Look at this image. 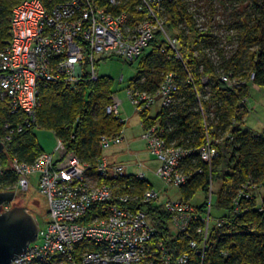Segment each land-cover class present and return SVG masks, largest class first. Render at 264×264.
<instances>
[{"label":"built area","instance_id":"2783aa9c","mask_svg":"<svg viewBox=\"0 0 264 264\" xmlns=\"http://www.w3.org/2000/svg\"><path fill=\"white\" fill-rule=\"evenodd\" d=\"M163 1L140 0L139 10L144 14L140 20L133 19L127 11L117 12L120 0H23L16 4L10 19V36L0 50V101L16 116L0 130L2 151L7 149L14 133L40 128L37 113L42 106L43 86L57 82L76 87L80 81L98 80L97 54L131 62L142 56L160 34L182 58L180 39L171 33L167 18L162 15ZM200 28L204 29L202 25ZM253 78L254 74L249 81L233 73L220 74V80L232 90L251 83ZM178 89L176 74L168 72L155 92L142 90L132 80L126 95L142 118V140L159 162L154 172L168 187L180 189L190 176L200 172H188L185 160L196 153L212 165L220 149L219 140L208 133L203 145L192 148L167 139L168 130L157 115L174 102ZM111 96L107 113L124 127L121 132L102 135L103 149L124 143L125 124L129 120L123 116L124 99L116 93ZM156 106L160 107L157 119L149 123L148 119L153 118L147 113ZM205 126L209 131L206 123ZM12 166L16 182L12 189L0 192H28L33 184L31 177L37 176L38 189L48 201L43 225L35 217L39 224L37 241L29 244L12 264H157L158 260L163 264H188L187 253L172 259L164 242L154 240L157 230L146 208L135 206L159 203V192L149 188L129 193L114 183L126 176L127 164L111 161L106 154L96 162L83 161L57 136L53 152L42 153L31 163L14 156ZM135 166L139 169L136 174L145 178L146 164L138 161ZM3 172L0 158V175ZM213 186L212 182L204 215L183 195L162 202L175 229L185 234L190 246L199 248L197 251L202 254L212 227L224 220L212 216ZM256 190L252 179L242 185L235 199L236 213L240 212V201L251 199ZM0 207L2 213L13 205L3 202ZM199 219L202 224H197L195 234L191 228Z\"/></svg>","mask_w":264,"mask_h":264},{"label":"trees","instance_id":"16d2710c","mask_svg":"<svg viewBox=\"0 0 264 264\" xmlns=\"http://www.w3.org/2000/svg\"><path fill=\"white\" fill-rule=\"evenodd\" d=\"M21 1L0 0V50L10 36L13 9ZM163 3L162 15L166 16L171 33L180 39L182 58L157 34L147 48L150 51L139 57V74L133 81L142 90L155 92L166 73L176 74L179 89L175 100L157 115L168 130L167 139L192 148L203 145L208 133L219 140L220 149L212 165L196 153L185 160L188 172L195 169L200 172L190 176L180 188V195L190 202L198 191L207 194L202 204L195 205L204 215L210 185L221 178L222 187L211 205L212 216L224 220L212 227L202 254L197 251L199 248L190 246L185 234L175 229L162 202L135 206L146 208L157 230L154 240L164 242L172 259L187 253L188 264H264V130L258 132L245 124L250 111L248 89L254 84L264 87V0H164ZM139 5L140 0H120L116 10L127 11L133 19L140 20L144 14ZM222 8L232 17L230 34L227 33L232 37L230 45L217 24L220 14L225 13ZM197 18L203 19L199 23ZM222 71L248 81L253 74L254 78L242 88L232 90L220 80ZM205 77L208 79L203 81ZM113 93L111 78L100 75L97 81L87 79L76 87L49 83L42 87L37 122L40 128L50 129L62 138L83 161L96 162L103 154L102 135L121 132L124 127L119 119L107 113ZM14 119L16 116L6 103L0 101V130L4 123ZM35 128L14 133L7 149L0 153L4 169L0 189H12L16 182L14 156L31 163L45 153ZM250 179L257 184L259 194L255 191L251 199H242L240 212L236 213L239 189ZM114 183L129 193L154 188L137 174H126ZM215 208L217 214L213 213ZM197 224H202L200 219L191 228L195 234ZM157 264L163 263L158 260Z\"/></svg>","mask_w":264,"mask_h":264},{"label":"rangeland","instance_id":"374dc122","mask_svg":"<svg viewBox=\"0 0 264 264\" xmlns=\"http://www.w3.org/2000/svg\"><path fill=\"white\" fill-rule=\"evenodd\" d=\"M223 12V8L221 9ZM220 11V13H223ZM232 17L229 15V12H225L224 14H220V19L217 24L219 25V29H221V34L225 36L227 39L228 45H230L232 37H228L231 26ZM228 33V34H227ZM227 36V37H226ZM231 38V39H230ZM150 50L147 49L146 53ZM140 58L133 60V62H127L121 57L117 56H104L103 54H97L96 63H97V73L100 76L110 77L112 81L113 91L118 94L121 98L124 99L123 108V116H129L131 119L129 123L125 124L126 126V142H124L122 148L125 147L124 152H119V148H116L113 145L109 149H104V153L109 157L110 160H114L118 163H126L133 162L136 163L138 161H142L150 166L151 170H145L146 177L145 179L149 182L154 189L159 192V200L158 202H165L171 198L180 197V189L171 186L168 187L167 184L164 183L163 179L160 175H157L154 171H156L159 167V162H156L155 158L151 155L150 151L146 146L144 140L141 139V135L144 130L140 127V113L136 112L134 105H132L130 99L126 95V89L131 85L132 80L139 74V65ZM122 78V79H121ZM249 99L248 106L250 108L249 115L245 122L246 126L253 128L256 131L264 130V87H255L251 86L249 89ZM157 108V107H156ZM155 107L152 109V113L155 114L157 109ZM125 129V130H126ZM35 133H37L39 144L42 146L44 152H53L57 146V136L50 129H42L35 128ZM129 136H134L135 141L131 140L134 138H130ZM130 141V145H128V141ZM136 152L140 153L139 155ZM116 154V155H114ZM133 172H138L139 169L136 167L132 169ZM33 184L28 192H18L15 198L12 201L13 206H22L26 207L31 211L35 217L38 219L39 223L43 225V221L47 217V209H48V201L45 195L41 193L38 189V179L37 176L31 177ZM213 186V202H216L217 193L219 189L222 187V179L216 178ZM259 194L258 191H256ZM206 195L202 191H198L194 194V197L190 200L192 205H200L205 199ZM209 202V201H208ZM214 214H217L216 208L213 210Z\"/></svg>","mask_w":264,"mask_h":264},{"label":"water","instance_id":"95a60500","mask_svg":"<svg viewBox=\"0 0 264 264\" xmlns=\"http://www.w3.org/2000/svg\"><path fill=\"white\" fill-rule=\"evenodd\" d=\"M4 149L0 141V151ZM15 191H1L0 205L3 202H12ZM1 209V207H0ZM39 224L34 214L25 206L0 212V264H12L15 257L24 253L28 245L36 242Z\"/></svg>","mask_w":264,"mask_h":264},{"label":"crops","instance_id":"0c3cea01","mask_svg":"<svg viewBox=\"0 0 264 264\" xmlns=\"http://www.w3.org/2000/svg\"><path fill=\"white\" fill-rule=\"evenodd\" d=\"M157 107V108H156ZM155 108L157 109V111H156V113L155 114H153L152 113V109L151 110H149V112L147 113V115L150 117V118H155L156 117V115L159 113V111H160V107L159 106H156ZM124 108V107H123ZM128 118H129V120L131 119L129 116H127ZM140 118H141V116H140ZM129 120H128V122L127 123H129ZM141 120H142V118H141ZM141 120H140V127L142 128V125H141ZM125 129H126V126H125ZM124 129V130H125ZM143 129V128H142ZM144 130V129H143ZM126 131H127V129L125 130V133H124V142H126V138H128V136L126 137ZM143 134V133H142ZM130 138H134V139H131V140H134L135 141V137L134 136H129ZM141 139H142V135H141ZM127 141H128V139H127ZM145 142V141H144ZM124 144V143H123ZM123 144H121V145H123ZM121 145H117V146H114V147H116V148H119V152H124L125 151V147L124 148H122V146ZM128 145H130V141H128ZM147 146V145H146ZM104 149H103V151H102V153L103 154H106V153H104ZM136 154H140V153H138V152H136ZM114 155H116V154H114ZM152 155V154H151ZM153 156V155H152ZM154 157V156H153ZM155 158V157H154ZM156 160V159H155ZM112 161V160H111ZM156 162H158L157 160H156ZM122 164V163H121ZM124 164H127V170H126V174H133V175H136V173L135 172H133V170L132 169H135L137 166H135L136 165V163H133V162H126V163H124ZM146 164V163H145ZM151 170V168H150V166L148 165V164H146V167H145V170ZM146 172V171H145Z\"/></svg>","mask_w":264,"mask_h":264}]
</instances>
